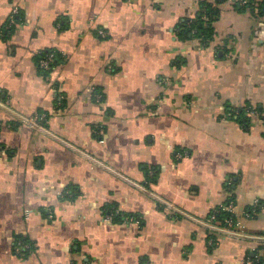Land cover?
Returning a JSON list of instances; mask_svg holds the SVG:
<instances>
[{"label":"crops","instance_id":"1","mask_svg":"<svg viewBox=\"0 0 264 264\" xmlns=\"http://www.w3.org/2000/svg\"><path fill=\"white\" fill-rule=\"evenodd\" d=\"M218 1L0 0V264H264V7Z\"/></svg>","mask_w":264,"mask_h":264},{"label":"trees","instance_id":"2","mask_svg":"<svg viewBox=\"0 0 264 264\" xmlns=\"http://www.w3.org/2000/svg\"><path fill=\"white\" fill-rule=\"evenodd\" d=\"M226 0H219L218 3L222 4L224 3ZM261 4V8L263 9L264 7V0H261L260 2ZM244 9V8H242ZM202 11L201 12V16L197 17L196 19H191V20H184L179 24L178 27V34L180 38H199L203 44V46H207L212 38H213V21L218 17L219 14V9H217V7L213 6L212 4L209 3H203L202 4ZM49 53H54L55 58L52 65V69L60 62V54L57 51L54 50H47L44 52H41L39 55H37L36 57V65L38 68L39 73H41L42 75H48L52 69L50 70H46L43 69L40 66V61L41 59H43L47 54ZM251 106H246V108H243L241 110H237L236 113L237 116L239 117V120H241L242 123H247L248 118H250V116L248 115L250 110H251ZM260 114H263L264 111H262V109L259 108H255ZM152 174L150 175L151 177H154L155 174L153 171H151ZM150 172V173H151ZM219 210V209H218ZM106 216L112 215L111 220L113 222H124V223H128V222H135V221H139V223H141V220L139 218H137L134 215H126L123 214V212H121L118 208H112L111 210H106ZM231 215L220 209V211L216 212V220L221 221L222 223L226 221L227 218H229ZM19 241H22L23 244H27L25 239L19 238ZM31 246H29L28 250H25L26 254L25 256H28V254L31 251Z\"/></svg>","mask_w":264,"mask_h":264},{"label":"built area","instance_id":"3","mask_svg":"<svg viewBox=\"0 0 264 264\" xmlns=\"http://www.w3.org/2000/svg\"><path fill=\"white\" fill-rule=\"evenodd\" d=\"M261 0H226L225 2H227L228 4H231L232 6H235L239 9H247L250 11H256L259 7V2ZM17 14V10L14 11L13 15L11 16V24L13 23L14 20V16ZM55 55L54 53H49L47 54L43 59H41L40 61V66L43 69L46 70H50L52 69V63L54 61ZM260 113L255 109V108H251L250 112H249V116H256L259 115ZM45 119V115H40V114H35V116L33 117L32 121L33 123H37L41 120ZM223 211L228 212L231 216L229 218L226 219L225 222H221L219 220H216V212L220 211L216 210L212 216L210 217L212 222H215L217 224H219L221 227H223L226 230V233L228 236H233V237H242V229H243V224H242V220L240 218H238L236 216V212H235V205L233 203H229L225 206L222 207ZM255 211H253L252 213H247L246 214V218H251L252 215H254ZM107 220H111L112 215H109L106 217ZM133 222V221H132ZM136 223L140 224L139 221H135ZM16 249V253L21 255V256H25V250L29 249V245L28 244H23L22 241H18L16 243L15 246ZM257 260L263 261L264 260V246L260 248L259 250V254L257 256Z\"/></svg>","mask_w":264,"mask_h":264}]
</instances>
